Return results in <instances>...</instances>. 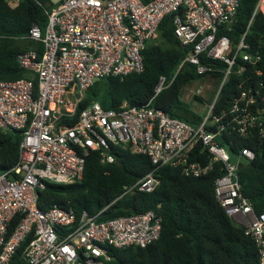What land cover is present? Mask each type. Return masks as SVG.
<instances>
[{"label": "built area", "instance_id": "built-area-1", "mask_svg": "<svg viewBox=\"0 0 264 264\" xmlns=\"http://www.w3.org/2000/svg\"><path fill=\"white\" fill-rule=\"evenodd\" d=\"M18 0H11L16 3ZM43 28L33 23L27 37L40 42L41 53L26 49L16 55L30 78L0 79V132L20 135L15 163L0 171V264H13L22 242V264H105L107 247H145L159 237L161 217L146 210L98 219V214L125 194L151 192L159 185L162 165L180 167L185 176L207 174L214 165V195L227 215L244 226L264 264V211L255 214L240 192L241 161L254 158L245 146L233 157L217 136L232 133L264 144V32L250 39V26L264 0H256L245 28L233 39L238 0H45ZM174 14L173 34L204 76L221 73L212 102L202 120L190 125L171 117L151 101L172 80L160 76L151 98L141 106L123 101L104 109L94 101L76 114L86 89L107 76L142 70V50L157 37L163 17ZM211 61H218L216 67ZM232 73L240 77L228 105L214 112V103ZM35 79V84L33 82ZM196 88L193 95L200 96ZM71 124H66L70 122ZM230 137V136H229ZM112 145L146 155L152 169L96 214L77 216L71 207L37 206L38 190L46 183L79 182L89 151L104 165L114 162ZM195 152V158L193 154ZM207 160H200L201 154ZM17 217L8 237V225Z\"/></svg>", "mask_w": 264, "mask_h": 264}, {"label": "trees", "instance_id": "trees-1", "mask_svg": "<svg viewBox=\"0 0 264 264\" xmlns=\"http://www.w3.org/2000/svg\"><path fill=\"white\" fill-rule=\"evenodd\" d=\"M45 0H0V79L13 80L30 78L29 71L21 68L16 55L26 49L42 51L40 42L27 37L33 23L41 28L46 22L43 7L38 2ZM256 0H238L235 22L230 35L236 39L243 31L254 9ZM174 14L163 17L157 28V37L144 46L142 70L125 76H107L94 81L77 104V113L88 104L97 101L104 109H117L123 101L130 105H144L153 95V89L160 76L171 83L162 89L151 101V105L162 109L171 117L190 125L198 124L203 115L194 111L188 102L182 100L185 87L204 74L196 72L193 64L184 63L177 67L186 55L187 48L180 45L173 34ZM250 39L264 32V17L258 12L250 26ZM222 67L218 61H211ZM215 89L221 78L220 72L213 73ZM240 77L232 73L214 103V112L228 105L229 95L234 91ZM35 84V79L33 78ZM203 100L192 96V102ZM67 122L66 124H71ZM230 136V137H229ZM217 136L218 144L231 157L241 147L254 151V158L240 162L236 173L240 192L250 203L257 215L264 211V144L240 137L235 133ZM20 135L17 132H0V171L13 165L18 155ZM110 153L114 162L104 165L99 153L91 150L85 158L82 178L68 184L46 183L38 190L37 206L46 209L51 205L71 207L79 216L82 211L96 214L115 199L124 185H131L152 169L149 158L144 154L130 152L123 145H112ZM195 158V152L193 154ZM203 153L200 160L206 161ZM155 173L160 183L151 192L134 191L117 199L98 214V219L146 210H154L161 217L159 237L145 247H107L110 259L105 264H260L254 239L244 233V226L230 218L214 195V179L221 172L217 165L205 175L185 176L180 167L162 165ZM14 217L8 225L6 237L16 225ZM22 242L12 257L13 264H22Z\"/></svg>", "mask_w": 264, "mask_h": 264}, {"label": "rangeland", "instance_id": "rangeland-1", "mask_svg": "<svg viewBox=\"0 0 264 264\" xmlns=\"http://www.w3.org/2000/svg\"><path fill=\"white\" fill-rule=\"evenodd\" d=\"M214 78L212 76H204L202 79L195 80L191 84L187 85L183 91L182 100L188 102L190 107L204 116V113L208 109V105L212 102L209 99L210 95L213 93L215 89ZM199 88L201 90L200 97L203 99L201 101L192 102V96L194 90Z\"/></svg>", "mask_w": 264, "mask_h": 264}, {"label": "water", "instance_id": "water-1", "mask_svg": "<svg viewBox=\"0 0 264 264\" xmlns=\"http://www.w3.org/2000/svg\"><path fill=\"white\" fill-rule=\"evenodd\" d=\"M240 165H238V167H239Z\"/></svg>", "mask_w": 264, "mask_h": 264}]
</instances>
